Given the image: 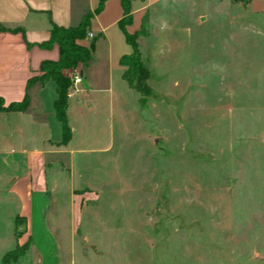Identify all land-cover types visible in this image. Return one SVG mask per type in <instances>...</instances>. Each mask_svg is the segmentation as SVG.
<instances>
[{"label":"rangeland","instance_id":"374dc122","mask_svg":"<svg viewBox=\"0 0 264 264\" xmlns=\"http://www.w3.org/2000/svg\"><path fill=\"white\" fill-rule=\"evenodd\" d=\"M136 41L151 95L91 65L97 107L68 116L77 151L48 170L50 210L84 202L75 246L100 264H264V0H169ZM1 116L0 264H20L25 160Z\"/></svg>","mask_w":264,"mask_h":264},{"label":"crops","instance_id":"0c3cea01","mask_svg":"<svg viewBox=\"0 0 264 264\" xmlns=\"http://www.w3.org/2000/svg\"><path fill=\"white\" fill-rule=\"evenodd\" d=\"M99 1L0 0V27L3 28L0 30V97L4 104L20 101L24 94L28 98L23 112L0 113L6 123L7 135L11 138L9 143L17 147L14 151L25 160L21 168H14L18 176L9 188L18 205V217L24 222L20 239L28 242L20 264H100L98 258H84L75 246L77 229L84 222V202L69 192L65 216L59 215L57 210H50L54 205L51 199L54 187L48 188L46 175L57 165L70 171L73 155L77 151L72 147L75 129L68 127L69 141L58 145L60 123L57 121L59 127H56L52 122V119L56 121L52 107L56 97L54 83L50 80L35 82L25 89L28 79L40 76V62L56 61L58 58L55 44L48 48L40 45L48 40L50 28L76 27L85 15H90L88 28L85 38L78 43L86 47L93 40V49L90 61L75 68L80 73L82 92L78 95L67 93L66 123L69 124V115L83 122L85 115L97 107L93 93L100 89L92 83L91 70L97 59L110 70L115 68L119 78L125 82L122 76L124 68L119 61L131 54L132 48L118 24L123 16L121 0H104L101 9L94 12ZM168 1H132V21L126 31L129 34L139 32L143 17L147 13L150 16ZM87 33L92 34L91 39ZM84 67L86 73H83ZM29 142H34L36 147L26 148ZM70 187L69 191L77 189Z\"/></svg>","mask_w":264,"mask_h":264},{"label":"trees","instance_id":"16d2710c","mask_svg":"<svg viewBox=\"0 0 264 264\" xmlns=\"http://www.w3.org/2000/svg\"><path fill=\"white\" fill-rule=\"evenodd\" d=\"M103 1L104 0L99 1L94 12H98L101 9ZM132 1L134 0H121L123 16L118 24L127 43L131 46L132 52L129 55L123 56L119 61V65L125 68L122 76L129 87L139 93L142 98H145L146 96L151 95V92L146 84L149 72L147 68L142 65L140 60V52L136 39L140 35V32L148 25L149 14L147 13L143 17L141 30L139 32H135L134 34H129L126 31V27L130 25L132 21L130 7ZM89 17L90 15H85L76 27L62 28L52 26L50 28L48 40L40 45L44 48H48L55 44L58 50V58L56 61L45 60L40 62V76L32 77L26 81V90L35 82L50 80L54 83L56 97L52 103V107L54 117L56 121L60 123L61 129V138L58 145H65L70 139V131L65 118L69 79L64 74V71L75 68L77 64H86L91 59L93 40H90L86 47L81 46L78 43L79 40L84 39L86 36ZM2 29L3 28L0 27V30ZM27 104L28 98L26 94H24L20 101L10 102L7 104H4L2 98L0 97V113L23 112L26 109ZM26 248L27 247L23 249L22 253L26 250Z\"/></svg>","mask_w":264,"mask_h":264},{"label":"built area","instance_id":"2783aa9c","mask_svg":"<svg viewBox=\"0 0 264 264\" xmlns=\"http://www.w3.org/2000/svg\"><path fill=\"white\" fill-rule=\"evenodd\" d=\"M87 37L91 39L92 34L87 33ZM81 83H82V80H81L80 74H78L76 71H73L71 75L69 76V87H68L72 95H78L79 93L82 92Z\"/></svg>","mask_w":264,"mask_h":264}]
</instances>
